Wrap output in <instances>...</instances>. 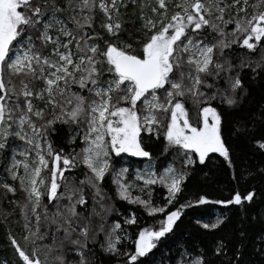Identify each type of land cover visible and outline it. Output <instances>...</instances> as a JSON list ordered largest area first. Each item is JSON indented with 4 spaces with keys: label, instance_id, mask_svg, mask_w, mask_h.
<instances>
[{
    "label": "snow or ice",
    "instance_id": "snow-or-ice-1",
    "mask_svg": "<svg viewBox=\"0 0 264 264\" xmlns=\"http://www.w3.org/2000/svg\"><path fill=\"white\" fill-rule=\"evenodd\" d=\"M0 229V264H264V0H0Z\"/></svg>",
    "mask_w": 264,
    "mask_h": 264
},
{
    "label": "trees",
    "instance_id": "trees-1",
    "mask_svg": "<svg viewBox=\"0 0 264 264\" xmlns=\"http://www.w3.org/2000/svg\"><path fill=\"white\" fill-rule=\"evenodd\" d=\"M218 180L220 181V183H217L215 185H208L206 187H203L201 189L200 186V182H194V184L191 186L190 191L191 192H196L199 190L202 191H206L208 193H210L212 196L214 197H222V196H227L228 193L226 191H224L225 188V177L223 174H219L218 175ZM159 191H163V190H159ZM123 207L125 209H129L131 210L133 208V206L130 205H126L124 204ZM138 214L141 216V222L143 225H147L152 223V218H149L146 216V214L143 213L142 210H137ZM192 212V216L194 217H203L205 219H207L209 217V214H218L220 212V208L219 206H205L203 208H199L196 210H190ZM192 223L191 219H189L188 221L185 222L186 225H190ZM185 236H187V231H185ZM7 244V240H6V236L5 233L2 229H0V254L5 253V251L7 252V254L9 256H11V249H5L3 246Z\"/></svg>",
    "mask_w": 264,
    "mask_h": 264
}]
</instances>
